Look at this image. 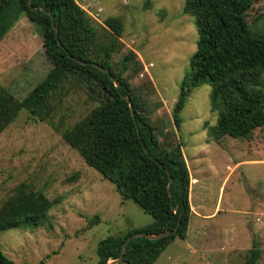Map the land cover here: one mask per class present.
I'll return each mask as SVG.
<instances>
[{
	"label": "rangeland",
	"instance_id": "rangeland-1",
	"mask_svg": "<svg viewBox=\"0 0 264 264\" xmlns=\"http://www.w3.org/2000/svg\"><path fill=\"white\" fill-rule=\"evenodd\" d=\"M77 2L103 8L99 21L93 19L97 25L122 18L125 29L114 62L130 51L138 55L142 66L131 64L125 77L155 108L152 122L164 133L174 132L173 139L160 136L161 141L183 143L194 179L187 240L176 239L154 264H244L254 242L262 249L258 264H264V128L248 139L214 140L209 128L218 114L211 110L209 84L191 91L180 129L174 124L173 108L199 41L194 17L184 13L185 0ZM94 6L89 10L95 12ZM247 21L252 33H264V0H255ZM52 68L40 30L21 17L0 41V86L23 100ZM95 96L89 88L65 83L50 101V121L23 110L0 137V207L22 183L60 200L43 226L0 233V250L14 264H99L103 240L153 222L62 137L99 105Z\"/></svg>",
	"mask_w": 264,
	"mask_h": 264
},
{
	"label": "trees",
	"instance_id": "trees-1",
	"mask_svg": "<svg viewBox=\"0 0 264 264\" xmlns=\"http://www.w3.org/2000/svg\"><path fill=\"white\" fill-rule=\"evenodd\" d=\"M31 1L30 5V0H0V41L21 17H27L40 30L53 68L23 100L0 86V137L23 110L50 121V101L65 83L72 81L77 87L92 90L99 105L62 137L89 167L115 184L123 198L133 200L153 217L142 229L103 240L97 251L99 264L118 260L124 243L134 234L171 231L163 239L137 238L126 247L124 262L154 264L176 239H187L194 216L183 143L161 141L160 136L173 139L174 132L164 133L152 122L155 108L148 106L125 77L131 64L142 66L138 55L130 51L119 64L114 62L125 29L122 18L109 17L97 25L77 0ZM254 4L255 0H185L184 13L194 17L199 41L173 108L178 129L191 91L203 84L211 86V110L218 114L216 126L209 128L214 140L248 139L255 130L264 128V33H252L247 21ZM91 63L109 69L120 87ZM127 98L134 105L135 116ZM59 202L32 184H20L0 207V233L43 226ZM261 255L262 249L254 242L244 264H258ZM0 264L14 263L0 250Z\"/></svg>",
	"mask_w": 264,
	"mask_h": 264
},
{
	"label": "water",
	"instance_id": "water-1",
	"mask_svg": "<svg viewBox=\"0 0 264 264\" xmlns=\"http://www.w3.org/2000/svg\"><path fill=\"white\" fill-rule=\"evenodd\" d=\"M30 5L32 3V1L30 0ZM52 22L54 24V20L52 18ZM56 31V36L57 38L59 37V34H58V29L56 28L55 29ZM58 42L59 44L61 45V42L60 40L58 39ZM72 59H75L74 57L70 56ZM81 64L83 65H88L89 62H84V61H80ZM95 68H97L98 70H100V72L102 73H105V74H108L109 75V78L110 80H112L115 84H116V88H119L120 87V82L119 80L113 76L111 74V71L109 69H105L103 66H101L100 64L98 63H91ZM128 102L130 103V108H131V113L133 116H135V108H134V105L132 104L131 100L129 98H127ZM172 183H173V178L170 176V182H169V186H168V191H169V195L171 197V188H172ZM177 210V208H176ZM169 235H171V231H167V232H164V233H161V234H158V235H149V234H145V233H137V234H134L133 236L129 237L126 242L124 243L123 247H122V255L121 257L112 262V264H128L126 262H124V254H125V250H126V247L128 246V244L134 240V239H137V238H147V239H150V240H159V239H163L165 237H168ZM110 264V263H109Z\"/></svg>",
	"mask_w": 264,
	"mask_h": 264
},
{
	"label": "built area",
	"instance_id": "built-area-1",
	"mask_svg": "<svg viewBox=\"0 0 264 264\" xmlns=\"http://www.w3.org/2000/svg\"><path fill=\"white\" fill-rule=\"evenodd\" d=\"M79 4V3H78ZM80 5V4H79ZM94 6L93 4H89L87 7H83L80 5V7L88 14L90 15L94 20L99 21V16L103 12V8L99 7L98 4H95V12H92L89 10V7Z\"/></svg>",
	"mask_w": 264,
	"mask_h": 264
},
{
	"label": "crops",
	"instance_id": "crops-1",
	"mask_svg": "<svg viewBox=\"0 0 264 264\" xmlns=\"http://www.w3.org/2000/svg\"><path fill=\"white\" fill-rule=\"evenodd\" d=\"M193 181H194V179H191V185H192V183H193ZM196 181H198V180H196ZM192 195V194H191ZM220 209H221V206L220 207H218V209H217V213H219L220 212ZM219 210V211H218ZM187 240V239H186Z\"/></svg>",
	"mask_w": 264,
	"mask_h": 264
}]
</instances>
